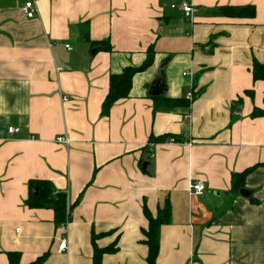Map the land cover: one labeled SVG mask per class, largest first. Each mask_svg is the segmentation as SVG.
I'll return each instance as SVG.
<instances>
[{"label":"crops","instance_id":"1","mask_svg":"<svg viewBox=\"0 0 264 264\" xmlns=\"http://www.w3.org/2000/svg\"><path fill=\"white\" fill-rule=\"evenodd\" d=\"M25 1L0 0V264L8 252L21 264L45 253L42 264H92V230L99 248L117 238L101 264H146L143 206L155 216L165 204L156 264H264V115L251 116L264 110V80L251 72L264 64V0H34L33 18ZM244 5L254 17L215 13ZM104 40L110 50L95 46ZM150 46L151 64L103 115L110 75L139 67ZM164 62L166 93L148 95ZM153 137L164 139L149 148ZM251 167L248 199L231 176ZM31 180L77 201L65 227L26 205Z\"/></svg>","mask_w":264,"mask_h":264},{"label":"trees","instance_id":"2","mask_svg":"<svg viewBox=\"0 0 264 264\" xmlns=\"http://www.w3.org/2000/svg\"><path fill=\"white\" fill-rule=\"evenodd\" d=\"M216 14L226 17H238V18H252L255 14V8L252 5L244 6H221L216 11ZM95 46L100 49L110 50L107 40L95 42ZM153 48L150 46L147 49V56L144 62L139 67H125L121 73L112 74L109 77V87L106 97L102 103L101 112L103 115H107L110 107L118 100L128 97L131 88V80L135 73L147 68L153 60ZM253 80H264V64L253 62L252 66ZM250 93V91H247ZM161 99V103L165 106L175 107L177 105H183L186 103L183 99H170V98H158ZM264 115V110L253 109L251 116L257 117ZM168 137V138H167ZM169 140L173 138L175 141L180 142L178 138L174 136H167ZM164 138H151L149 144H154ZM167 140V141H168ZM264 165V164H262ZM254 167L244 170L241 173H233L231 176V192L238 194L239 190L243 188V182L245 176L253 170ZM30 189L37 188L36 195H30L25 201L26 205L30 208H49L54 212V222L57 226L65 224L71 220V211L76 204L70 205V212H66L67 196L66 193L55 190L52 184L47 180H31L29 182ZM252 202H257L255 199ZM143 214L147 219V227L143 230V243L147 247V255L145 258L146 264H156V259L159 253V232L162 225H165L170 220V207L165 204L163 207L157 209L156 215L153 216L146 206H143ZM99 234H95L91 231V244L93 247L92 264H101V257L105 253H113L117 250V238L112 244L105 248H99L95 240ZM47 257V253L37 257L34 261L28 264H42ZM7 258L9 264H21L19 259V253L8 252Z\"/></svg>","mask_w":264,"mask_h":264},{"label":"built area","instance_id":"3","mask_svg":"<svg viewBox=\"0 0 264 264\" xmlns=\"http://www.w3.org/2000/svg\"><path fill=\"white\" fill-rule=\"evenodd\" d=\"M180 8L182 9L184 15L186 17H189V18L191 17L192 12L194 11L193 6L189 2H187V1L182 2V4L180 5ZM21 10H22L23 14L27 18H33L35 16L34 0H27V1H25V3L23 4ZM64 47L67 50H70L71 49V47H70L69 44H65ZM183 74L186 75V72H184ZM193 97H194L193 92H189L186 95V99L188 101H191L193 99ZM188 117H189L188 114L185 115V118H188ZM8 131H9V133H14V132L18 131V128L10 127V128H8ZM55 142L56 143H59V144H64V145H69L70 144V140L66 136H64V135L57 136L55 138ZM168 142H177V141H175L173 138H170L168 140ZM188 190H189V192L191 194L200 196L205 191V183L202 182V181H199V180H193V181L189 182ZM68 208H69V205L67 204V206H66V211L67 212H69V209ZM67 249H68V241H67V238L66 237H62L59 240V243H58V252H65Z\"/></svg>","mask_w":264,"mask_h":264},{"label":"water","instance_id":"4","mask_svg":"<svg viewBox=\"0 0 264 264\" xmlns=\"http://www.w3.org/2000/svg\"><path fill=\"white\" fill-rule=\"evenodd\" d=\"M95 51V48L92 50V53ZM165 65L166 63L164 62L155 76L154 80L151 82V84L147 87L148 89V95L151 96H163L166 93L167 86H166V79H165ZM147 164L143 163L142 164V169L145 170ZM32 195L37 194V188H33L31 190ZM239 193L241 196L246 197L248 199H251V191L247 190L245 188H241L239 190Z\"/></svg>","mask_w":264,"mask_h":264},{"label":"rangeland","instance_id":"5","mask_svg":"<svg viewBox=\"0 0 264 264\" xmlns=\"http://www.w3.org/2000/svg\"><path fill=\"white\" fill-rule=\"evenodd\" d=\"M172 6H173V5H172ZM173 7H174V6H173ZM181 10H182V9H181ZM150 146H152V145L149 144V148H150ZM67 204L69 205V208H68V209H69V212H70V211H71V210H70V205H71V204H69V203L67 202V203H66V206H67ZM66 212H67V211H66ZM69 212H67V213H69ZM67 223H68V222H67ZM67 223L62 224V225H60L59 227H65V226L67 225Z\"/></svg>","mask_w":264,"mask_h":264}]
</instances>
